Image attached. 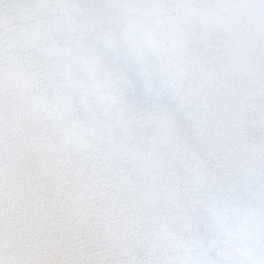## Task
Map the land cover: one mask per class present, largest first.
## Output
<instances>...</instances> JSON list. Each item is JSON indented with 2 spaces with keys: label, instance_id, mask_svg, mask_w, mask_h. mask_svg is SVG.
Masks as SVG:
<instances>
[{
  "label": "snow or ice",
  "instance_id": "1",
  "mask_svg": "<svg viewBox=\"0 0 264 264\" xmlns=\"http://www.w3.org/2000/svg\"><path fill=\"white\" fill-rule=\"evenodd\" d=\"M0 264H264V0H0Z\"/></svg>",
  "mask_w": 264,
  "mask_h": 264
}]
</instances>
